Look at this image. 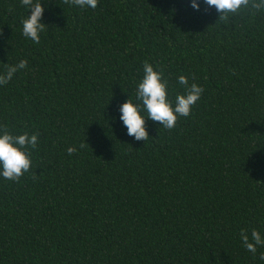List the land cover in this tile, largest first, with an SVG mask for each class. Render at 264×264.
Returning <instances> with one entry per match:
<instances>
[{
	"label": "trees",
	"instance_id": "trees-1",
	"mask_svg": "<svg viewBox=\"0 0 264 264\" xmlns=\"http://www.w3.org/2000/svg\"><path fill=\"white\" fill-rule=\"evenodd\" d=\"M40 2L35 43L31 9L0 0V74L28 61L0 85V134L38 133L30 171L0 176V264H264L240 235L264 238V11L224 22L204 0ZM144 61L173 104L180 75L204 90L170 130L142 109L137 141L119 109L141 103Z\"/></svg>",
	"mask_w": 264,
	"mask_h": 264
},
{
	"label": "clouds",
	"instance_id": "clouds-1",
	"mask_svg": "<svg viewBox=\"0 0 264 264\" xmlns=\"http://www.w3.org/2000/svg\"><path fill=\"white\" fill-rule=\"evenodd\" d=\"M65 4H73L80 7H90L95 9L98 0H64ZM208 8L215 7L220 14L218 20L227 22L230 17L239 14L242 9L251 10L253 14L264 11V0H204ZM21 4L31 9V15L22 21L23 35L33 42H40V33L45 30L44 23L41 22L44 7L40 0L33 3V0H21ZM191 6L199 9L197 0H191ZM28 67V61L22 59L16 65L7 66L6 71L0 74V85H6L21 69ZM144 76L139 82L136 92V99L141 103H133L128 99L120 106V119L127 128V134L137 141H147L149 133L146 128L145 116L141 114L142 109L146 110L147 118L158 122L166 129L176 126L178 117H187L191 114L192 107L200 100L203 87L196 84H189L185 75L178 77V83L186 89L184 94H178L175 103L168 98V82L163 79L161 71L154 70L152 64L143 62ZM38 144V133L29 135L24 132L20 135H13L6 126L0 134V176L6 180L18 182L24 173L32 168L31 149H35ZM84 143L80 148H84ZM77 151L75 146L67 148V153L72 155ZM35 178V173L33 174ZM241 240L245 248L253 254L257 251L258 245H264V238L260 232L253 229L251 240L246 230H241ZM264 260V254L260 256Z\"/></svg>",
	"mask_w": 264,
	"mask_h": 264
}]
</instances>
